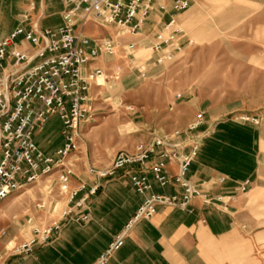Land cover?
Instances as JSON below:
<instances>
[{
    "label": "built area",
    "instance_id": "1",
    "mask_svg": "<svg viewBox=\"0 0 264 264\" xmlns=\"http://www.w3.org/2000/svg\"><path fill=\"white\" fill-rule=\"evenodd\" d=\"M60 1L65 9L58 29L40 30L36 24L29 30L18 27L0 41V203L14 194L26 192L31 186L47 184L48 187L44 188H50L47 192L43 188L44 197L34 205L38 215L25 218L24 225L29 229L30 238L10 249L5 247V251L13 256L30 254L36 246L52 240L64 221L86 220L67 205L77 194V191H71L70 183L79 155L82 124L90 122L93 117L91 89L93 86L103 87L97 80L105 78L103 68L94 64L101 58H114L124 37L137 33L156 4V0ZM189 8L188 0L171 2L169 22L150 43L152 66H163L181 51L184 35L177 28L175 18ZM158 10L165 13V5H159ZM88 24L112 29L113 37L85 36L83 30ZM22 41L30 45V51L17 49ZM137 45V42H128L124 46L125 59L131 62ZM146 69L144 66L138 70L139 78L147 77L149 70ZM121 75L120 69L116 68L109 79L116 82ZM175 98L179 99L180 95ZM51 118L60 122L62 143L52 154H45L38 147L35 136L43 131ZM238 120L254 126L262 121L253 115H242ZM204 122L205 117L199 112L185 129L153 135L135 144L131 151H118L107 167L89 169L90 174L105 179L128 167L144 168L152 161L150 172L156 184L160 187L171 185L180 190L176 196L146 195L151 189L147 178L132 174L130 182L135 192L146 196L125 230L91 264H107L111 255L122 246L129 228L137 222L149 220L159 207L191 213L193 199H200L205 206L213 202L203 188L192 185L187 178L200 150L202 137L198 130ZM170 165L176 167L174 175L169 173ZM223 181L220 179L217 183ZM247 186V183L240 186V192L245 193ZM83 188L81 186L78 191ZM96 189L94 187L91 193ZM62 202V210L51 218ZM75 207L80 208V202ZM6 235L7 230L0 228V244Z\"/></svg>",
    "mask_w": 264,
    "mask_h": 264
},
{
    "label": "crops",
    "instance_id": "2",
    "mask_svg": "<svg viewBox=\"0 0 264 264\" xmlns=\"http://www.w3.org/2000/svg\"><path fill=\"white\" fill-rule=\"evenodd\" d=\"M172 1L156 0L154 11L142 21L137 33L124 39L138 45L144 41L151 43L154 35L169 22ZM159 5H165V13L158 10ZM64 9L60 0H0V41L18 27L29 30L36 24L40 30L58 29ZM186 12L176 16L177 24ZM88 25L93 27L92 31L85 28L83 34L89 38L108 37L100 30L114 34L112 29ZM16 47L31 49L23 41ZM251 61L261 63L252 66L264 71L263 59ZM106 64L107 59L101 58L94 66ZM261 106V111L249 114L244 111L246 106L241 101L235 102V108L230 111L261 118L257 126L239 124L237 118L212 126L205 118L199 128L198 134L204 139L187 178L192 185L203 188L213 202L205 206L200 199H193L191 213L159 207L149 220L129 228L122 246L111 255L107 264H264V101ZM35 141L45 154H52L61 146L56 118H51L43 131L36 134ZM133 147L125 150L131 151ZM79 160L78 157L70 183L71 191H77V194L67 208L85 216L86 220L64 221L52 240L36 246L30 254L13 256L5 251V247L8 242L24 241L18 226L27 231L25 218L38 215L33 206L18 221L12 218L11 226L16 230L6 228L7 235L0 244V264H91L125 230L146 195L176 196L180 192L174 186L156 184L150 172L152 161L144 168L128 167L112 178L98 179L89 173V169H103L112 158L106 165L82 166L80 172L77 168ZM168 170L174 175L176 167L170 165ZM132 174L147 178L151 189L145 196L135 192L130 182ZM220 179L224 180L222 184L217 183ZM53 180L56 181L55 177ZM245 183L247 190L241 193L239 187ZM81 186L83 190L78 191ZM94 187L97 189L92 194ZM27 193L14 194L1 202L0 219H9L11 201L19 198L18 194L21 197ZM39 195L38 201L44 197L42 192ZM79 202L81 207H75Z\"/></svg>",
    "mask_w": 264,
    "mask_h": 264
},
{
    "label": "rangeland",
    "instance_id": "3",
    "mask_svg": "<svg viewBox=\"0 0 264 264\" xmlns=\"http://www.w3.org/2000/svg\"><path fill=\"white\" fill-rule=\"evenodd\" d=\"M188 10L177 24L184 35L182 49L163 66L151 65L148 41L137 45L131 62L123 50L126 39L115 57L107 58L102 67L105 78L97 82L103 87L91 89L93 117L82 124L79 172L92 163L106 165L118 151L153 135L185 129L197 112L214 126L242 116L230 113L235 102L243 101L246 113L261 111L264 71L252 66L261 63L251 60H264V0H190ZM92 29L86 26L87 31ZM100 31L113 37L109 30ZM144 66L149 72L141 79L138 70ZM116 68L122 75L114 82L109 77ZM178 94L179 99L175 98ZM129 107L133 110L128 111ZM60 129L57 119V138L62 141ZM44 187L47 184L31 186L26 195L18 194L10 203V218L0 219V228L16 230L12 218L18 221L27 214L40 198L39 192L50 189ZM63 206L64 202L60 203L50 217L55 218ZM18 227L20 236L28 240L29 229ZM14 245L8 242L6 247Z\"/></svg>",
    "mask_w": 264,
    "mask_h": 264
},
{
    "label": "bare ground",
    "instance_id": "4",
    "mask_svg": "<svg viewBox=\"0 0 264 264\" xmlns=\"http://www.w3.org/2000/svg\"><path fill=\"white\" fill-rule=\"evenodd\" d=\"M102 79H103V78H99V79L97 80V82H100V81H102Z\"/></svg>",
    "mask_w": 264,
    "mask_h": 264
}]
</instances>
